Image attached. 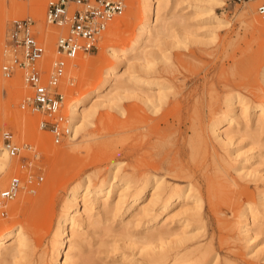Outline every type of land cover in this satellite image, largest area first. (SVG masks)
Here are the masks:
<instances>
[{
  "label": "rangeland",
  "instance_id": "obj_1",
  "mask_svg": "<svg viewBox=\"0 0 264 264\" xmlns=\"http://www.w3.org/2000/svg\"><path fill=\"white\" fill-rule=\"evenodd\" d=\"M47 1L0 0V143L11 132L31 147L10 159L0 174V191L14 175H24L21 165L27 161L33 173L44 176L35 193L23 189L10 203L7 217L0 218V234L18 227L26 243L19 256L16 248L3 251L0 264H56L63 219L75 203L80 216L70 264H172L186 253L206 249L203 261L196 259L202 264H264V26L254 22L256 17L264 22L258 12L264 0H222V6L212 0H161L160 8L157 0L158 21L144 36L145 4L128 0L125 14L105 32L98 50L80 57L66 76L76 79L74 87L65 86L67 114L93 90L100 94L86 110L93 115L84 133L59 145L39 129L43 116L21 109L29 95L21 73L7 79L1 72L6 30L15 19L31 18L38 36L44 35L47 67L55 58L53 48L62 31L45 23ZM132 77L162 82L164 88L145 87ZM163 94L167 98L159 97ZM185 94L191 101L181 117L173 104ZM230 103L238 117L221 127L229 135L218 140L212 127L228 116ZM171 113L168 124L152 121ZM160 127L168 133L161 144L148 148L172 149L177 170L159 174L152 184L150 180L149 195L141 202L148 211L128 218L142 179L129 164L144 145L145 133ZM195 163L200 167L190 179ZM156 180L160 188L151 197ZM127 181L138 183L124 191ZM111 182L109 207L103 210L101 198ZM86 185L92 190L87 196ZM179 188L191 196L173 201L159 217L163 223L147 229L171 190ZM210 194L221 201L220 220L213 214ZM251 206L257 217L247 232ZM160 231L165 235L159 237ZM177 247L182 250L178 255Z\"/></svg>",
  "mask_w": 264,
  "mask_h": 264
},
{
  "label": "built area",
  "instance_id": "obj_2",
  "mask_svg": "<svg viewBox=\"0 0 264 264\" xmlns=\"http://www.w3.org/2000/svg\"><path fill=\"white\" fill-rule=\"evenodd\" d=\"M127 8L128 0H48L44 21L62 31L53 48L55 58L48 67L45 65L48 54L45 37L38 36L31 18L15 19L7 27L1 72L7 79L21 73L29 95L20 107L43 116L39 129L48 133L54 144L64 143L73 134L74 121L66 113L65 86L74 87L76 79L66 76L77 66L80 57L98 50L105 32ZM258 12L264 15V4L258 7ZM3 147L10 158H18L23 149H31L11 132L3 134ZM21 167L24 175H14L0 191V218L7 217L10 203L23 189L35 193L44 181L43 175L33 173L29 161Z\"/></svg>",
  "mask_w": 264,
  "mask_h": 264
},
{
  "label": "bare ground",
  "instance_id": "obj_3",
  "mask_svg": "<svg viewBox=\"0 0 264 264\" xmlns=\"http://www.w3.org/2000/svg\"><path fill=\"white\" fill-rule=\"evenodd\" d=\"M156 1L157 0H143V2L145 4V20H144V24L141 27L140 36H144L146 33H148L153 28V26L156 25V23L158 21V15L156 12V8H157V6L160 8V6H161L160 3L162 1L158 0L157 2L159 5H157V6H156ZM212 1H214V3H216L217 5H220V6L224 5V2L222 0H212ZM254 22L257 24V26H260V25L264 26V22L259 20L257 17L254 18ZM113 29H112V31H115L116 27H113ZM236 55H233V57H232L233 60H235ZM77 61H78V63H80L81 60H77ZM113 75H114V71H110L109 77H113ZM131 79H133L136 83L143 84V86H145V87H156L160 90H162L164 88V85L162 82H152V81L144 80L142 78H137V77H132ZM116 87H118V86H116ZM116 87L113 85V89L114 88L116 89ZM110 93H112V92H108V94H106L104 96L105 97L104 99L106 101L108 100V96ZM99 94H100L99 90L95 89L91 92V94H89L88 96L77 101L76 105L71 106L70 114H71V117L74 121L73 134L71 135L73 140L77 139V137L79 135L84 133V131L86 130L88 125H90V123H91L90 119H91L93 113H91L90 111L89 112L87 111L88 112L87 113L86 110L88 109L89 104L95 98H97L99 96ZM159 97L161 99H164V97L167 98V96L164 94L162 95V97H161V95ZM233 97H231V99H233ZM160 98H159V101L161 102ZM236 98L238 99L237 96H236ZM189 101H191L190 95H187V94L182 95V97L176 99V101L174 102V104H173L174 107L173 106L172 107L176 110H173V111L174 112L178 111V114H179L178 116H181V117L184 116L183 111L185 108L188 107ZM238 101L242 107H246V102L242 98H239ZM229 107H230V110H229L228 116H226L225 118L218 119V120L214 121L212 131H213L215 138L218 140H226L228 138V135H229L227 131L221 132V127L231 126L235 122L236 118L238 117L236 109L232 106V103L229 104ZM173 108H171V109H173ZM170 111L173 113L172 110H170ZM167 113H168V111H167ZM172 113L162 115V117L152 119V121L159 122L160 120L163 119L164 124H168L169 118L174 114V113L173 114ZM176 114H177V112H176ZM165 128H166V126H165ZM165 128L160 127L154 131H149V132L145 133V135L143 137L145 139V141H144V143H142V145L143 144L144 145L141 147V149L136 151V153L134 154L135 158L133 160V163L129 164L133 168V173L138 175V176H141L142 179L139 182L140 184L137 185V187H135V190L133 193L132 204H131L130 208L128 209V212H127L128 218H136L140 214H142V213L144 214L148 211V209L146 207L141 206V202L145 198L146 195H149L148 194V187H149V181L150 180H151L150 182L152 184V183H154V179L156 178V176H158L159 174H162V175L171 174L177 170L178 165H177L176 161L172 160L170 157L171 153H172V149H168V148L167 149L166 148H160L159 149L158 148L155 150L154 149L150 150L148 148V146L150 144H161L162 143V141L164 140V137H165L164 135L168 133L165 131ZM132 155L130 154V157H132ZM10 159L11 158L8 156L7 152L4 150L3 144L0 143V174H3V172L8 167ZM181 159H182V157H181ZM198 167H200L198 165V163H195L194 169L191 170L190 179H192L196 175V172L198 171L197 170ZM242 176H243V174H242ZM244 176H247V175L244 173ZM144 179H146V180L144 181ZM137 183L138 182H135L133 184L132 182L127 181L125 183V185L126 184L127 185L125 186V188L123 190L128 191L129 188L132 186V184L135 185ZM157 183H158V180H156V183H155L156 185H153L152 189H154V192L151 194V197L157 193L156 189L160 188V186H158ZM77 186L78 187H76L75 190L73 191V196L71 198V201L76 200L74 198L75 197L74 194H76V192L78 191V189L80 188L81 185L79 184ZM89 188H90L89 185H86L84 187L85 196L89 195L92 192V190L90 191ZM113 188H114V182H111V184H109V187L106 189L104 196H102V198H101L102 199L101 205H102L103 210H106L109 207L108 201H109L110 194H111V191ZM103 191L104 190L101 189L98 192L102 193ZM95 192L98 193L97 191H95ZM190 196L191 195H189V193L186 194L184 188H179L177 190H171V193L164 200V202L162 204L161 212L158 214L157 217H155L153 219L152 224L147 226L146 228L150 229V228H153L154 226H160L163 223V221L160 220L159 217L162 214L167 213V211L171 207L173 201L180 200L181 198H188ZM216 199L218 200V198L216 196H213L212 194H210L208 196L210 206H212L213 214L217 220H220L221 219L220 216L223 214L224 211L218 206L221 201L219 200V202H218ZM221 200L226 201L225 199H221ZM73 205L74 206H73L72 210L70 209L69 212L65 215V218L63 219V227H62L61 237L58 241V250L56 253V258H57L56 264H70L69 253H70V249H71V245H72V236L74 233V228L77 226V224L79 222L78 218L80 216V213H79L78 208H77V203H75ZM249 212H250V215L247 216V222L245 224L247 232L250 229L249 227H251V222L254 221L255 218L257 217L255 208H253L252 206L249 208ZM195 215L196 216L199 215L200 217H202L203 214L198 213ZM213 218L209 216L210 221H212ZM215 233H216V230L212 229V234H215ZM159 234H160L159 237L161 235H163V236L165 235L161 231L159 232ZM162 238L163 237L158 238V240L162 241ZM156 239L157 238L154 237L152 240L155 241ZM25 246H26V243H25V240L22 236L21 229L18 227L9 228L7 230H4L0 234V254L3 251H12L16 248L17 249L16 255L19 256L23 252ZM181 251H182L181 248L177 247L175 253L178 255ZM207 253H209L208 249H206V251H204L201 254L189 252V253L184 254L183 259L180 261H178L177 258H175L172 261V264H202L200 261H197L196 259L200 258L203 261V259L205 258ZM166 260H167V258H166ZM226 264H228V263H226Z\"/></svg>",
  "mask_w": 264,
  "mask_h": 264
}]
</instances>
